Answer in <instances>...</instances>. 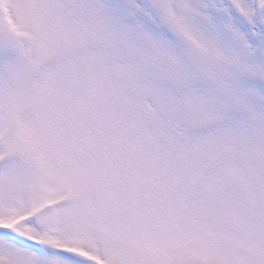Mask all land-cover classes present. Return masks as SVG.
Masks as SVG:
<instances>
[{"label":"snow or ice","instance_id":"1","mask_svg":"<svg viewBox=\"0 0 264 264\" xmlns=\"http://www.w3.org/2000/svg\"><path fill=\"white\" fill-rule=\"evenodd\" d=\"M0 264H264V0H0Z\"/></svg>","mask_w":264,"mask_h":264}]
</instances>
